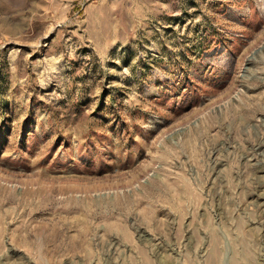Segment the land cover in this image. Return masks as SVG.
I'll use <instances>...</instances> for the list:
<instances>
[{
	"label": "rangeland",
	"instance_id": "374dc122",
	"mask_svg": "<svg viewBox=\"0 0 264 264\" xmlns=\"http://www.w3.org/2000/svg\"><path fill=\"white\" fill-rule=\"evenodd\" d=\"M264 0H0V264H264Z\"/></svg>",
	"mask_w": 264,
	"mask_h": 264
},
{
	"label": "bare ground",
	"instance_id": "6f19581e",
	"mask_svg": "<svg viewBox=\"0 0 264 264\" xmlns=\"http://www.w3.org/2000/svg\"><path fill=\"white\" fill-rule=\"evenodd\" d=\"M264 155V154H263Z\"/></svg>",
	"mask_w": 264,
	"mask_h": 264
}]
</instances>
